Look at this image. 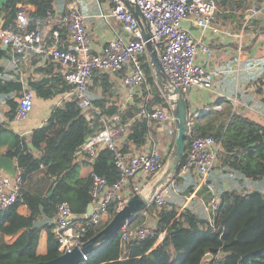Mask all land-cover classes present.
I'll use <instances>...</instances> for the list:
<instances>
[{
  "label": "trees",
  "instance_id": "16d2710c",
  "mask_svg": "<svg viewBox=\"0 0 264 264\" xmlns=\"http://www.w3.org/2000/svg\"><path fill=\"white\" fill-rule=\"evenodd\" d=\"M23 1L36 6V11L30 14V30L36 28L38 19L46 16L48 11H53V0H8L0 10L10 13L4 25L16 18L17 4ZM215 1L218 8L224 6L244 10L252 2ZM63 32L66 33L61 30ZM3 55L5 52L0 48V56ZM141 60L151 88L148 107L160 105L172 111L156 82L148 56L143 55ZM55 66L56 63H52L50 70ZM101 76L105 81L103 94L93 97L92 103L100 109L102 115L109 118L119 116L121 124L127 125L124 152H130L132 145L140 149L147 143L151 127L146 120L137 117L139 98L125 110H120L119 104L110 103L108 99L113 94L109 75ZM28 83L29 88L43 98H52L59 92L71 89L62 74L38 82L30 80ZM23 87L20 80L6 83L0 81V93L6 94V101L12 109L7 114L10 120L15 117L17 99ZM142 91L145 92L144 86ZM230 113L228 126L221 122L212 129L211 123L194 124V129L200 135H212L221 142L224 149L222 165L229 166L238 175L231 176L233 183L243 185V188L225 190L222 186L223 179L218 177L220 205L214 227L209 225L206 213L196 198L185 204L197 183L179 178L176 185L170 187L164 206L158 208L152 205L138 213L137 218L129 224L130 227H136L153 218V236L123 245L120 230L87 255L80 264H202L207 254L213 256L209 264H264V186L259 185L264 184V126L245 120L237 113ZM194 116L196 117L195 114ZM98 119L96 114L95 118H88L74 100H68L53 112L46 125L32 132L29 141L36 148L38 156L29 147L27 138L14 135L0 124V148H4L6 155L16 161L24 181L17 201L9 208L0 210V264L51 261L61 255L60 243L54 233L57 208L61 202L67 201L78 220H82L87 213L91 203V177H81L80 171L87 164V159L79 162L76 154L90 137L103 129ZM174 141L175 136L169 152ZM189 149L190 135L187 134L185 157ZM169 152L165 156V162ZM242 154L246 155L245 159L239 158ZM92 169L105 177L109 186L120 179V172L109 149L100 150ZM247 179L251 180L252 185L259 184L251 190L245 184ZM213 181L210 175L208 183L213 184ZM180 185L183 188H179ZM197 196L205 197L206 202L210 200L206 186L197 191ZM21 206L28 208V215L19 212ZM107 224L101 223L89 229L85 242ZM43 230L48 234L47 253L39 255L37 250ZM162 234L165 235L159 242ZM9 237L14 239L9 242Z\"/></svg>",
  "mask_w": 264,
  "mask_h": 264
},
{
  "label": "built area",
  "instance_id": "2783aa9c",
  "mask_svg": "<svg viewBox=\"0 0 264 264\" xmlns=\"http://www.w3.org/2000/svg\"><path fill=\"white\" fill-rule=\"evenodd\" d=\"M115 6L110 14H103L105 20L113 16L122 25L123 32L113 30L114 36L101 53H95L92 38L86 23V16L79 8H74L67 14L57 17L53 11L37 20L35 29H29L30 13L23 5L18 7L16 18L6 25H0V45H6L11 50L14 62L19 57L33 50L46 58L54 60L62 67L67 84L71 87L70 95L82 112L88 118L98 116L103 129L90 137L77 154L93 164L102 149H109L113 154V161L120 172L119 181L109 186L105 177L93 169L91 177L92 213H87L78 220L67 201L58 205L56 226L54 233L60 243L62 254L71 253L74 249H82L84 238L89 229L99 224L110 223L115 215L125 206L133 195L146 191L150 182L165 168V155L156 142L154 129L164 126L170 129V135H176L175 118L173 112L156 105L148 107L151 99V88L148 76L143 67L141 57L147 52V41L134 14L124 0H113ZM137 5L148 20L153 38L158 44L160 61L169 85L182 93L191 89L211 90L215 80L221 75L220 70L208 68L198 62L199 54L210 55L209 44L199 36H195L185 24H192L201 30L212 27L218 12L215 0H130ZM261 9H255L258 13ZM56 24L52 33V44L46 47L42 43L40 28ZM61 30L67 32L72 44L61 47ZM124 33V35L122 34ZM129 66V72L122 82L130 88H139V112L137 117L146 120L151 127L147 143L143 149L136 152H124L117 138L121 132L111 122H120V117L109 118L101 114L88 95L91 76L94 71L119 72ZM143 86L145 92L142 91ZM146 93V94H145ZM35 94L32 89L25 87L20 96L14 119L24 121L33 111ZM166 98V97H165ZM195 116L189 109L188 131L190 135V149L186 153L184 162L175 177L155 192L150 205L161 208L166 203L169 189L175 186L179 178L194 176L197 186L187 200L197 196V191L204 186L210 194L209 202L204 197H197L204 209L209 225L214 227L217 210L220 205L219 189L208 183V178L215 170L221 153V142L212 135H200L194 129ZM111 125H110V124ZM166 125V126H165ZM138 182L135 183L134 180ZM23 178L17 170L15 177L0 170V210L12 206L20 196ZM148 207V208H149ZM147 214V213H144ZM148 216V214H147ZM152 219V218H151ZM154 219L152 224L130 227L126 224L122 230L121 243L123 245L139 239L145 240L155 234ZM86 258V257H85Z\"/></svg>",
  "mask_w": 264,
  "mask_h": 264
},
{
  "label": "crops",
  "instance_id": "0c3cea01",
  "mask_svg": "<svg viewBox=\"0 0 264 264\" xmlns=\"http://www.w3.org/2000/svg\"><path fill=\"white\" fill-rule=\"evenodd\" d=\"M124 2L127 6L136 9L135 4L131 3L130 0H124ZM22 5L27 8L30 14L36 11V6L26 1L17 4V8ZM114 6L113 0H53L52 8L57 17L67 14L74 8H79L86 16L93 51L101 53L108 42L113 39V30L119 33L123 32L121 23L113 16H109L107 20L102 16L103 14H110ZM256 8L261 9V11L255 13ZM9 14L7 11H0V25L7 22ZM185 26L189 27L195 36L201 37L210 46L211 54H199L197 57L198 62L208 68L221 71V75L215 80L211 90L196 88L189 91L187 100L190 111L196 115L194 124L206 125L211 123L212 129L221 122L228 126L230 123L228 114L231 112L230 114L237 113L245 120L264 126V0H252L246 10L219 7L212 27L204 31L190 23L185 24ZM56 27V24H52L40 28L42 43L46 47L52 44V33ZM122 34L124 35V33ZM71 44L72 40L67 32L61 33V47L66 48ZM0 48L5 52V55L0 56V81L3 83L20 80L23 82L24 91L25 87H29L28 81L30 80L38 82L54 77L56 74L63 75L62 67L57 62L33 50L14 62L10 48L4 49L3 45H0ZM52 63H56V66L50 70ZM129 70V66H126L119 72L94 71L88 89L89 98L100 97L103 94V83L105 81L101 75L107 74L113 84V94L108 99L110 103L119 104L120 110H125L129 105L135 103L136 98H138H130V96L139 95L140 90L123 84L122 79ZM33 92L35 94L33 111L24 121L10 120L7 117L12 109L6 101V94L0 93V124L14 135L25 137L28 141L32 132L46 125L59 106H64L68 100L72 99L69 91L59 92L52 98L39 97L34 90ZM19 99L20 97L17 102H19ZM111 124H114L117 128L120 127L121 132L117 142L119 145L124 146L126 144L127 125L121 124V119L119 123L113 121ZM154 135L157 144L166 156L173 139L172 134L170 135V129L168 126H157L154 129ZM142 149L143 147L139 149L132 145L129 150L130 152H136ZM0 151L2 155H6L4 148H0ZM33 152L38 156L37 151ZM223 153L224 149L221 146L217 169L215 168L216 171L211 173L214 179L213 183H218V177H220L223 179L222 186L225 190L243 188V185L233 183L231 179V176L238 175L229 166L222 165ZM239 158L245 159L246 155H239ZM76 160L83 161L84 155L76 154ZM91 171L92 164L87 160V164L81 168L80 175L82 178H86L90 176ZM186 180L197 183L194 176H189ZM250 181L247 179L245 184L253 190L259 183L256 182L257 184L252 185ZM134 182L137 183L138 180L135 179ZM259 185L264 186V184ZM216 188L218 189V186ZM197 197L199 196L195 198L197 199ZM188 202L186 199L185 204ZM19 212L25 216L29 214L26 206H21ZM152 219L149 218L148 220ZM161 236L160 239L164 237V234ZM13 239L7 238L9 242ZM47 241L48 234L43 230L37 250L39 255L47 253Z\"/></svg>",
  "mask_w": 264,
  "mask_h": 264
},
{
  "label": "water",
  "instance_id": "95a60500",
  "mask_svg": "<svg viewBox=\"0 0 264 264\" xmlns=\"http://www.w3.org/2000/svg\"><path fill=\"white\" fill-rule=\"evenodd\" d=\"M7 3L8 0H0V10L3 9ZM135 6V10L130 6L128 7L138 21V24L147 41V55L154 72V77L158 86H160L162 93L168 100L175 118V141L170 155L167 157L165 162V168L150 182V187L148 190L139 192L129 198L125 206L115 215L113 220L108 223L99 233L87 240L83 244L81 250L74 249L71 253L62 254L58 258L51 261H41L28 264H80L87 255L92 253L97 247L110 239L126 224H131L132 221L137 218L138 213L146 210L149 207L150 200L157 189L166 186L176 176L184 160L185 143L188 131L189 102L187 100V96L189 92L182 93L180 90L173 89L169 85L168 77L165 74L160 61L158 44L153 38L149 22L144 17L138 6ZM3 48L7 49L8 47L3 45ZM29 147L33 151H37L31 142L29 143ZM0 170L11 177H15L18 170L17 163L13 158H10L7 155H2L0 156ZM92 210L93 206L89 205L87 214L90 215ZM212 258L213 256L211 254H207L203 258L202 264L205 260L210 261Z\"/></svg>",
  "mask_w": 264,
  "mask_h": 264
},
{
  "label": "rangeland",
  "instance_id": "374dc122",
  "mask_svg": "<svg viewBox=\"0 0 264 264\" xmlns=\"http://www.w3.org/2000/svg\"><path fill=\"white\" fill-rule=\"evenodd\" d=\"M169 142H170V140H169ZM172 142H173V139H172ZM160 148H161V147H160ZM172 148H173V147H172ZM161 149H162V148H161ZM171 150H172V149H171ZM170 152H171V151H170ZM170 152H169V155H170ZM169 155H168V156H169ZM216 169H217V168H216ZM216 169H215L214 171H216ZM213 185H214V186H216V185L219 186L217 182H216V183H213ZM179 188H183L182 185H180ZM204 198H205V197H204ZM151 217H153V216H151ZM151 222H152V220H148V223H149V224H150ZM148 223H145V224H148ZM138 224H140V221L138 222ZM151 224H152V223H151ZM164 235H165V234H164ZM161 237H162V236H161ZM162 239H163V238H161L160 241H161ZM209 262H210L209 260H205L203 264H209Z\"/></svg>",
  "mask_w": 264,
  "mask_h": 264
}]
</instances>
